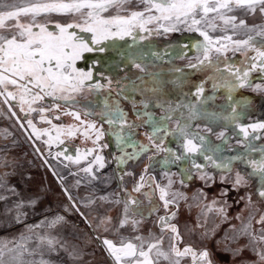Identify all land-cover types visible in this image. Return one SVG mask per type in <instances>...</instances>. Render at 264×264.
<instances>
[{"label": "rangeland", "instance_id": "374dc122", "mask_svg": "<svg viewBox=\"0 0 264 264\" xmlns=\"http://www.w3.org/2000/svg\"><path fill=\"white\" fill-rule=\"evenodd\" d=\"M49 2L51 0H0V13ZM63 2L71 3L72 0H63ZM87 11L89 10L83 9L81 13H40L35 16L31 13L22 14L18 18L5 20V27L0 29V34L9 37L16 34L18 29L14 25L17 22L33 25L34 32L39 31L34 25L41 24L49 31L58 33L59 29L55 27L56 24L61 26L82 25L83 21L87 19L83 13ZM133 11H144L145 19L150 15H160L155 10L147 12L146 5L140 0H130V3L124 5L123 9L110 8L108 11L102 12L101 16L112 18L119 15L127 18ZM222 11L226 17H235L236 24L243 20L245 27L233 29L232 25H225L222 20L216 18L214 19L215 27H210L208 23L202 22L190 29L191 20L189 19L187 23L177 24L176 30L164 32L161 25L168 26L173 21L153 20L144 25L147 31L141 30L137 23L132 28L131 35H126L123 39L111 38L100 44L93 42L94 38L91 32L81 31L80 27L68 29L70 33H74L75 43L83 42L93 49L91 52H82L81 58L75 62L78 71L92 73L91 80L84 82V90L90 91L91 96L88 99H82L78 93H75L73 96L70 95L67 100L59 99L61 112L59 115L64 117L61 119L68 124L74 121L75 125H79L81 121H87L102 129L101 132L104 134L99 139L91 129H87V125L79 127L78 132L91 142L90 151H92V147L100 149L99 157L103 156L102 150L104 149L108 155L109 169L104 165L107 174L106 177H102L101 164L95 159L91 161V172L77 170L76 174L80 173V177L71 175L62 167L60 169L63 171H59L57 177L48 176L43 175L41 163L38 164L29 155H23L24 159L12 164L10 168L3 169L0 173V264H117L115 257L103 241L109 240L116 247H121L122 241L125 244L130 242L139 249L141 240H138L137 237L143 238V235H147V238L142 239L144 251H147L149 245L156 243L157 240L160 241V248L164 241L162 247L166 252L169 251L174 263L177 260L181 261L182 257L188 261L192 260L185 254L177 257L173 255L175 254L172 251L173 247L180 252L189 248L197 251L198 255L204 251L219 249L229 255L230 259L233 258L234 260H231L233 262L240 259L239 256L244 253L248 259L237 261L236 264H264V259H262L264 257V233L261 234V237L256 235L259 230L264 231V225H256L260 214L252 204H248L247 214L243 221L238 225H228L226 224L228 217L226 211L217 208L216 203L219 199H213L212 195L197 190L196 187L186 191L185 196H181L183 193L179 194L177 193L179 191L175 190L181 184L178 178L174 177V185L168 186L165 190L167 192L166 199L175 204L178 209L173 211V214L182 213L183 218L187 220L185 222L182 220L180 223L173 222L176 225L178 236L170 234L168 241L166 237L161 241V238L151 239L156 236L151 235L149 226L146 227V224L138 221L137 217L132 214V212H137V209L132 208V204L127 202L131 198L135 200L136 194L133 188L141 183L143 187L139 192L144 195L153 196V191L156 196L158 188L163 189L164 175H169L172 168L176 167L175 165L180 161V159H176L179 153L174 146L175 140L185 141L178 134L166 136L163 140L162 150L157 151L147 138L146 134L151 132L152 125L145 123L147 117L143 113L147 112L156 121H159L171 106L173 120L167 123L170 129H175L176 119L181 115L185 117L189 115L187 107L177 109V105L195 104L196 108L200 110V100H197L194 95L197 86L202 83L203 86L208 84L207 89H210V81L215 80L217 83L220 75L229 74L227 71L216 73L214 68L189 67L190 64H198L199 60L203 59L204 48L208 46V41L200 33L206 32L213 41H220V44L212 45L213 50L208 55L212 63L218 64L216 66L222 70L227 66L225 61H236L251 50L234 51L232 42L227 41L224 37L231 36L232 41H242L252 36L257 46L264 44V37L257 35V31L261 29V26H264V13L260 11L259 7L255 12L235 6L232 11ZM215 17V13H210L207 19L213 20ZM196 18L199 19V15ZM223 44L229 45L228 49L217 53L214 49ZM130 56H134L138 63H142L146 71L141 72L136 68L130 62ZM177 69L181 72L176 71ZM209 77L212 78L209 79ZM109 81H111L110 85ZM132 81H135L138 86L136 90H132ZM96 84H100L102 87L96 89L94 87ZM125 85H129V87L125 88L122 95H118L119 90ZM249 85L245 84L244 90H247L246 92L252 97L262 100L261 104L264 105V81L251 75ZM152 89H156V91H152ZM0 90L8 98V92L4 91L2 85H0ZM255 91H259L261 94L257 97ZM105 100L110 106L113 101L118 102L120 108L126 113L128 122L138 125V127L131 130L127 127L121 129L118 125H109L106 118L100 115ZM257 101L255 99L252 104L255 108L259 105ZM144 104L148 105L146 109L143 107ZM79 105L85 110L76 108ZM66 106L67 111L62 112L65 110L61 107L66 108ZM73 112L79 114L80 120L67 114ZM136 113H141L140 119H137ZM201 118L204 117L198 116L190 121L189 131L191 133H197L195 124L197 122L199 125ZM129 135H131V140L128 139ZM120 136L123 137L122 140L119 138ZM160 136H164V133H160ZM132 141L136 142V147L132 146ZM83 143H87V141ZM156 143H160V141L157 140ZM38 144L40 143L38 142ZM139 145L148 146V150L141 152ZM40 146L44 150L43 146L48 145L42 143ZM7 151L4 150L2 153H7ZM134 153L135 156H133ZM74 156L78 161L86 159L89 156L86 145L84 149L80 148ZM5 159L6 157L0 158V165ZM24 161L29 164V167H34L29 178L23 175L26 167ZM20 163L22 164L20 165ZM15 164H17L16 167L12 168ZM13 172H18V174L9 178L10 173ZM141 177H143V181H141ZM164 185L166 186V183ZM160 196L153 201L149 209L164 207ZM226 197L228 196L221 198L222 203L227 202ZM123 200L131 208L127 213ZM164 213L163 210L158 213V218L163 217ZM125 220L127 222L122 226V222ZM133 221L136 223L134 224ZM247 224H251L253 227L251 236L253 237V232L256 235H254L255 238H252L253 240H250V243L246 241L251 236L248 235L245 240L244 238L242 240L243 236L240 235L244 228H250ZM166 231L168 232L170 229L165 228L163 231L161 229L160 233ZM180 231L183 233L182 236H179ZM175 236L178 237V242H176ZM251 248H254V252H258L257 255L251 251ZM154 252H156L155 249L151 254L155 255ZM121 255L120 264H135L137 259H143L139 256L123 257V254ZM205 257L202 254V258L199 257L198 262L195 263L202 264ZM163 259L165 260L163 263L161 260L159 262L168 264L167 260ZM233 262L225 264H233ZM206 264H210L209 261Z\"/></svg>", "mask_w": 264, "mask_h": 264}, {"label": "snow or ice", "instance_id": "6c2138e0", "mask_svg": "<svg viewBox=\"0 0 264 264\" xmlns=\"http://www.w3.org/2000/svg\"><path fill=\"white\" fill-rule=\"evenodd\" d=\"M141 3L146 5V11L152 12L155 10L160 15L159 16H147L145 19L144 11H133L130 16L125 18L119 15L112 18H103L101 16L102 12L108 11L110 8H116L117 10L123 9L124 5L130 3V0H72L71 3H65L63 0H51L49 3H37L30 7L20 8L15 11H6L0 13V29L5 27L4 21L7 19H15L20 17L22 14L31 13L33 16L40 13H81L83 9H88L86 13L87 19L83 21L82 25L79 24H68L67 26H61L56 24L55 27L59 29L58 33L49 31L44 25L35 24L34 26L39 29L38 32L33 31V25H27L17 22L14 27L18 29L16 34L11 37L0 34V85L11 84L21 90V101L23 103H28L31 108V104L36 103L44 99V97H53L58 99H69L68 96L63 95L64 93H79L84 89V82L86 80H91V72H80L75 67V62L81 58V54L84 51L91 52L92 48L88 47L87 44L80 42L75 43L74 33H70L68 29L74 27H80L81 31L91 32L93 34V42L100 44L101 42L119 37L123 39L126 35H131L132 28L138 23L141 30L147 31L144 28L145 24L151 23L153 20H165L173 21L172 24L168 26H163V31H173L176 30V25L179 23H187L191 20V25L189 28L201 24L202 22L208 23L210 27H215L214 19L218 18L223 21L225 25H232L233 29L236 27H245V22L241 20L239 24H236L235 17H226L222 10L232 11L233 6L240 8H247L249 11L255 12L257 7L260 11L264 13V0H140ZM210 13H215L216 17L213 20L207 19ZM199 15V19H197ZM115 28V31H113ZM159 30V29H157ZM251 31V29H250ZM204 36L205 40L208 41V46L204 48V57L199 60L198 64H190L191 68H214L216 73L222 71H227L232 77H235L238 83H231L228 80H224L223 85L213 83V88L218 89L221 86L229 87L231 90L235 87H244L247 83V78L252 71H259L264 75V44L256 45L254 37L249 36L248 39L242 41H232L231 36H226L224 39L232 42L234 45V51H240L241 49H251L256 54L250 58V63L246 68H234L228 65L223 70L216 65H213L209 52L213 50V44H220L219 40L213 41L206 32L200 33ZM257 35L264 37V26L257 31ZM229 45L223 44L220 47H216L214 50L217 53L227 50ZM103 51V49H101ZM157 55L156 53H152ZM246 55V53H245ZM130 62L138 68L141 72L146 71L142 63H138L134 56H130ZM207 62V63H206ZM176 71H181L177 69ZM212 77H209L211 79ZM111 81H109V85ZM132 90H136L138 87L135 81L131 82ZM96 89H100L102 86L100 84L94 85ZM129 85H125L118 92V95H122L125 88ZM259 87V86H257ZM35 89V91H33ZM203 83L198 85L194 95L197 100L203 96L204 93ZM156 91V89H152ZM61 94V95H57ZM9 97L15 98L13 93H8ZM31 97L30 100L26 97ZM143 107L146 109L147 104ZM179 107H187L189 109V115L187 117L181 115L176 119L175 129H170L168 126V121L173 120V108L170 106L168 111L164 113L161 120L156 121L154 117L145 112L144 116L147 117L145 123H150L152 125V130L147 135L149 142L157 151L162 150L163 140L166 136L178 134L182 139L186 141L182 147L188 153H197L201 149L204 152H214L217 148L210 146L206 138L200 135L198 132L193 134L189 131L191 128L190 121L197 118L198 116L212 118L215 116L214 113H208L207 111H201L196 108L195 104L189 105H177ZM34 110V109H33ZM43 112V109H40ZM235 112V109H233ZM74 116L76 120H80L78 113H67ZM100 115L106 118V122L109 125H118L121 129L127 127L128 129L134 130L138 125L129 123L127 120L126 113L120 108L118 102L113 101L110 106L105 100L103 110ZM137 119L141 118V113H136ZM59 117H57L58 119ZM235 118V117H233ZM29 125L33 127L34 132L35 127L32 122L28 121ZM51 123V121H48ZM83 123V121H81ZM90 129H94L96 126L94 124H89L87 126ZM253 131L257 129H264V123H257L251 125ZM78 129H69V134H74ZM204 131L210 132V128H205ZM240 131L244 134L245 139L248 137V128L240 127ZM160 133H164V136H160ZM87 135V133H84ZM103 132L97 131V139L103 136ZM37 135H39L37 133ZM119 136V134H118ZM224 133L221 132L218 136L223 138ZM121 140L122 136L119 137ZM258 138V137H257ZM131 140V135L128 137ZM159 140L160 143H156ZM132 146L136 147L135 141H132ZM141 152L147 151L148 146L139 145ZM168 151L167 149H163ZM91 154V151L88 152ZM136 154L134 153L133 156ZM206 159L211 160L210 155H206ZM71 159V157H69ZM102 157H96L98 163L102 164ZM176 159H181L177 156ZM195 167H200L199 165H194ZM258 170L264 172V164L258 165ZM85 172H91V168H85ZM143 181V177H141ZM240 182L238 177L237 183ZM143 187L141 183L133 190L139 192L140 188ZM160 199L164 201V207L167 208L170 201L166 199L167 192L161 189ZM148 196L149 194H145ZM264 196V192L260 193ZM131 204L138 205L139 202L135 200L130 201ZM125 212H128V205L125 206ZM142 215V214H141ZM174 215V214H173ZM171 219V217H161V228L162 231L165 228L170 229L174 234L178 235L177 228L174 225H167L166 221ZM125 220L122 222L126 223ZM135 224L136 221H133ZM141 240V246L139 249L136 245L132 243L121 242V247H116L109 240H104L103 243L107 245L111 254L115 257L117 264L123 257H142L143 259H137L135 264H156L151 258L150 253L155 249L156 256H163L168 259V254L160 251L159 245L160 241L157 240L156 243H151L147 251L143 250V240L141 237H137ZM173 252L177 256H182L191 251L189 248H185L183 252H180L177 248L173 247ZM207 256V253L203 254ZM264 259V257H262ZM179 264V261H176Z\"/></svg>", "mask_w": 264, "mask_h": 264}, {"label": "crops", "instance_id": "0c3cea01", "mask_svg": "<svg viewBox=\"0 0 264 264\" xmlns=\"http://www.w3.org/2000/svg\"><path fill=\"white\" fill-rule=\"evenodd\" d=\"M218 83L223 85L224 82L218 81ZM206 85L203 96L200 98L201 111L214 113L215 116L212 118H201L199 125L196 122L195 129L200 135L206 138V141L209 142L211 147L217 148V150L214 152H204L201 149L197 153H188L182 147L186 141L175 140L174 146L178 149L176 151H178L181 159L175 165L176 167L172 168L169 175H164L162 187L164 190H167L168 186L174 185V177H176L181 185L175 190H178L179 192L177 193L179 194H184L181 196H185L186 191H190L196 187L197 190L212 195L213 199H219L216 203L217 208L226 211L228 216L226 224L228 225H238L243 221L247 214L248 204H252L260 214L257 218L256 225L263 226L264 196H261L260 193L264 192V172L258 170V165L264 164V129L253 131L251 128L253 124L264 123V105L261 104L262 100L254 96L252 97L246 91L236 92L240 87H235V89L233 88L230 91L228 87L222 86L224 90L222 93L212 92L211 90L213 88L210 87V89H207L208 84ZM2 86L4 91L13 93L15 98L9 96L7 98L0 90V154L4 150H8L6 159L0 165V173H2L3 169L10 168L12 164L24 159L23 155H29L32 160L38 164L41 163L40 167L43 170V175L48 176L54 175L57 177L59 171H63L60 169L62 167L71 175L80 177V173L76 174L78 172L77 170L84 171L83 169L90 168V165H92L91 161H94L98 157L100 149L92 147L91 154L86 159L83 158L80 161L76 160V156H74L80 148L84 149L85 145L88 152L90 151L89 146H91V142L78 132L80 130L78 129L79 127L88 126L90 124L89 122L86 121L75 125L74 121H72L74 124L70 123L68 125V123H65V120L61 119L64 117H60L59 115L61 112L58 98L44 97V99L31 104L30 108L28 103L21 101L20 89L11 84ZM74 94L64 93L63 95L69 97ZM78 94L82 99H88L91 96L90 91L84 89ZM57 95L59 96L61 94ZM30 99L31 97L28 100ZM255 99L259 102L256 108L252 106ZM61 108L65 112L68 109L67 106L66 108ZM76 108L85 110L80 105ZM40 109L44 111L41 112ZM233 109H235V112H233ZM57 117L59 118L57 119ZM29 120L35 127V132L33 127L29 125ZM48 121H51V123H48ZM95 126L91 130L96 136L97 131L101 132L102 129L97 125ZM240 127L248 128L247 139H245L244 134L240 131ZM205 128H210L211 131H204ZM69 129H78V131L70 135ZM221 132L224 133V136L218 139ZM37 141L40 144L47 143L48 146H43V150ZM85 141L87 143H83ZM102 155V177H106L107 173L104 170V165L109 169V159H107L108 155H106L104 149L102 150ZM206 155H210L212 159H206ZM68 157H71V159H68ZM194 165H199L200 167L197 168ZM238 177L240 179L239 183H237ZM165 183L166 186L164 185ZM159 191L158 189L156 196L153 191V196H146L142 192L134 191L136 194L135 201H138L139 204H132V208L135 207L137 209V212H132V214L137 217L138 221L146 224V227L149 226L150 234L156 236V238L152 237L151 239L157 240L161 238V241H163L165 237L167 240L170 234L174 233L170 231L160 233L162 228L158 213L163 210V213L165 212L167 214L178 209L174 208L175 206L173 205L167 208L159 206L158 208L149 209L153 201L158 199L160 195ZM224 196H228L226 197V203L221 202ZM132 199L127 200L128 204H131L130 201ZM124 203L126 205L125 201ZM128 209L131 208L128 206ZM103 220L104 218L102 219V224ZM182 220L185 222L187 219L183 218L182 213L178 214L177 212L171 219L166 221V224L174 225L173 222L180 223ZM182 234L180 231L179 235L182 236ZM143 236L147 238V235ZM162 246H164V241ZM162 246L160 247V251H165ZM195 252L197 253V251ZM154 253L155 255L151 253L149 255L156 264H159L160 260L161 263L165 261L163 256L161 259L160 256H156V252ZM165 253L168 254V259H166L167 263L176 264L171 259L169 251H165ZM188 254L186 253L185 255L192 260V257ZM173 255H176V253ZM208 257L211 262L210 264L233 262L231 261L233 258L230 259L231 257L229 255H226L219 249L211 250ZM208 257H205L206 259L202 264L208 263ZM239 257H244L245 259H237L238 262L248 259V256L244 255V253ZM180 260L179 264H194L192 261H188L183 257ZM237 261H234L233 264L238 263Z\"/></svg>", "mask_w": 264, "mask_h": 264}, {"label": "flooded vegetation", "instance_id": "af4514ba", "mask_svg": "<svg viewBox=\"0 0 264 264\" xmlns=\"http://www.w3.org/2000/svg\"><path fill=\"white\" fill-rule=\"evenodd\" d=\"M256 53L254 52V51H252V50H249V51H247L246 52V55L244 54L243 55V57H240V59H237L236 61L235 60H233V61H225V65H231V66H233L234 68H237L238 66H240V68H246V66L250 63V58L252 57V56H254ZM214 64V63H213ZM214 65H218V64H214ZM226 66V67H227ZM181 72V71H180ZM251 75H254V77H259L260 78V81H264V75H262L258 70L257 71H252V72H250V74H249V76H248V78H247V85L248 86H250L249 85V79H250V76ZM219 80L218 81H221V82H224V80H228V81H230L231 83H233V84H235V83H238V81H236V79H235V77H232L231 75H230V73L229 74H227V75H220L219 76ZM218 81H217V84H220V83H218ZM213 83H215V80H212V82L210 81V83L209 84H211L210 86L213 88ZM206 86V85H205ZM245 87V86H244ZM244 87H240L239 89H237L236 90V92H238V91H247V90H244ZM235 89V88H234ZM230 90V89H229ZM212 92L214 91V92H224V90L221 88L220 89V87H219V91H218V89H212L211 90ZM255 94H256V96L258 97V95H260L261 94V92H259V91H255L254 92ZM251 95V94H250ZM200 110H202L201 109V107H200ZM67 111V110H66ZM65 112V111H64ZM73 123V122H72ZM68 125H70V124H68ZM159 190H160V188H158ZM159 194H160V191H159ZM160 196V195H159ZM162 204L164 205V201L162 202ZM171 205H173V206H175V208H177L176 207V205L175 204H172V203H169L168 204V206H171ZM166 216H169V217H172V216H174L173 215V212L171 211L170 213H167V214H165L164 213V215H163V217H166ZM175 225V224H174ZM176 226V225H175ZM178 236V235H177ZM177 236H175L174 238H175V240H176V242H178L179 241V239H178V237ZM180 236V235H179ZM181 239V238H180ZM210 252V251H209ZM209 252H207V251H204V253H207V256L206 257H208V254H209ZM204 253H199L200 255H198V253H196L195 251H193V250H191L190 251V255H191V257H192V262L194 263V264H198V263H195V262H198V260H199V257H201L202 258V254H204ZM195 255H197V257L195 256ZM208 261H209V263H211L210 262V259H209V257H208Z\"/></svg>", "mask_w": 264, "mask_h": 264}, {"label": "built area", "instance_id": "2783aa9c", "mask_svg": "<svg viewBox=\"0 0 264 264\" xmlns=\"http://www.w3.org/2000/svg\"><path fill=\"white\" fill-rule=\"evenodd\" d=\"M1 156H0V158H5V157H7V153H1L0 154ZM25 163H26V161H24ZM23 162V163H24ZM22 163H20V165H21ZM16 165L17 164H15V165H13L12 166V168L13 167H16ZM28 166V167H27ZM27 168H29V169H27ZM15 169V168H14ZM33 170H34V167L32 168V167H29V164H27L26 163V167H25V169H24V172H23V175L25 176V177H31V173L33 172ZM18 174V172H16V173H10V175H9V178H12V177H14L15 175H17ZM250 228H249V231L248 232H250V234L252 233V231H253V227H251V224H247ZM258 233H260L259 235H258ZM258 233L256 234V235H258L259 237H261L262 235L261 234H263L264 233V231L263 230H259L258 231ZM255 234H253V236H254ZM255 235V236H256Z\"/></svg>", "mask_w": 264, "mask_h": 264}, {"label": "bare ground", "instance_id": "6f19581e", "mask_svg": "<svg viewBox=\"0 0 264 264\" xmlns=\"http://www.w3.org/2000/svg\"><path fill=\"white\" fill-rule=\"evenodd\" d=\"M249 231V228H244L243 230H242V232L240 233V235L241 236H243L241 239L243 240V238H244V240L246 239V237L249 235V236H251V234H250V232H248ZM236 232V231H235ZM234 232V233H235ZM253 234H254V232H253ZM260 233H258V235H259ZM254 237V236H253ZM252 236H251V238H248V241H246V242H249L250 243V240L253 238ZM255 238V237H254ZM240 239V240H241ZM228 240V239H227ZM240 240H239V242H240ZM253 240V239H252ZM251 251L252 252H254V248H251ZM256 255H257V253L258 252H254Z\"/></svg>", "mask_w": 264, "mask_h": 264}]
</instances>
